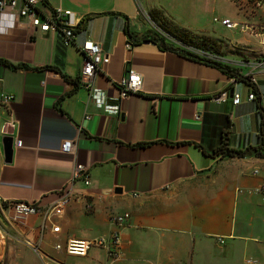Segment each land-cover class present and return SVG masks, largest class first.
<instances>
[{
    "label": "crops",
    "instance_id": "obj_1",
    "mask_svg": "<svg viewBox=\"0 0 264 264\" xmlns=\"http://www.w3.org/2000/svg\"><path fill=\"white\" fill-rule=\"evenodd\" d=\"M55 6L71 10L76 23L85 17L70 44L27 16L11 19L0 11V91L13 94L9 107H0V140L12 137L9 161L0 141V201L36 200L45 207L66 183L75 196L51 218L55 231L41 225L40 214L11 226L0 212V264H249L251 254L264 264V196L254 190L264 181V156L218 150L222 142L231 148L259 142L264 72L255 71L258 94L247 100L249 86L213 65L148 40L126 47L125 29L137 35L148 29L152 9L177 26L215 37L200 12L177 21L190 9L171 0H43L40 9ZM232 9V18L264 26V9L246 16ZM234 32L240 35L231 33V41L264 54V30ZM85 38L108 56L93 81L106 103H117L116 113L94 105L78 83L83 55L77 46ZM129 69L140 74V88L116 99V82ZM231 88L240 94L238 104L212 98ZM64 140L70 151L61 149ZM76 162L86 167V185L71 179ZM122 211L128 217L116 259L100 246L81 256L54 246L106 234L109 214Z\"/></svg>",
    "mask_w": 264,
    "mask_h": 264
},
{
    "label": "built area",
    "instance_id": "obj_2",
    "mask_svg": "<svg viewBox=\"0 0 264 264\" xmlns=\"http://www.w3.org/2000/svg\"><path fill=\"white\" fill-rule=\"evenodd\" d=\"M230 1L235 6L236 11L240 12L242 16L251 14L255 9H264V0ZM42 5L43 0H0V11H6L11 19L17 16H27L33 26L38 27L40 30H56L61 34L62 42L65 45L72 43L76 22L72 16L71 10L55 6L53 8L45 9L42 13L40 9ZM212 19L218 21L224 27L232 28L236 31H249L256 35L264 30V26L257 25L256 28L245 19H235L228 16H212ZM153 29L158 30L157 27ZM128 46H130V43L127 41L126 47ZM182 47L185 50L202 57H216V55L210 52L207 48L192 42H186L182 44ZM77 48L83 55V62L78 74V83L85 88L88 98L94 103V105L101 107L105 111L116 113L118 111L117 103H106L103 92L100 88L94 85L93 81L99 64L107 62V54L101 51L100 46L96 41L89 38L83 39ZM232 63L239 67L244 66L246 71L242 74L247 75L252 82H254L255 71L264 72V56H258L252 59L241 58ZM230 79L233 78L230 77ZM140 84V74L133 69L127 70V72L120 76L116 82V99L126 97L128 94L137 91L140 88ZM248 90L246 99L251 100L255 97V94L251 89ZM226 97H229L231 103L234 105L240 102L239 92L233 89L230 94L228 89H222L212 94V98L217 102L224 101ZM12 100V93L0 91V107H2V109H7ZM11 124L12 121L10 120L8 125ZM1 125L2 123L0 122V128ZM14 144H20V140L16 138ZM70 147L71 144L69 140H64L61 144V149L63 151H70ZM77 178L81 179L82 183L85 185L89 182L86 167L80 162H76L71 170V179ZM70 185L69 183L64 184L60 188L57 198L45 207H40L36 200H1L0 212L2 217L6 223L12 226L20 224L27 214H40L42 220L41 225L44 226L46 222L50 224V229L55 231L58 229V226L52 225L51 218L60 214L64 206L75 196ZM254 190L260 192L264 196V181L260 182ZM108 217L112 222V227L106 234H100L90 238H68L63 244L54 243V246L57 248L62 247L66 253L78 256L84 255L87 249L92 246H100L105 249L107 258L111 260L116 259L119 256L121 242L120 226L123 225L125 219L128 217V212H114L110 213ZM218 241H221V239L219 238ZM27 243L34 248H37V243L33 241H27ZM176 264L182 263L178 262Z\"/></svg>",
    "mask_w": 264,
    "mask_h": 264
},
{
    "label": "trees",
    "instance_id": "obj_3",
    "mask_svg": "<svg viewBox=\"0 0 264 264\" xmlns=\"http://www.w3.org/2000/svg\"><path fill=\"white\" fill-rule=\"evenodd\" d=\"M150 20L156 25L157 29L148 28L139 35L130 31L128 28L125 29V33L127 36V41L130 44L137 43L141 40H148L155 43L160 49L172 50L181 55L187 56L191 59L205 62L207 64L213 65L224 72L226 75L232 77L235 80L244 81L249 88L254 92V94H258V89L255 86L254 82L250 81L247 75H244L240 72L239 68L236 67L229 59H225L223 56V52L231 51L234 54H243L247 53L249 50L243 51L242 47L233 46L230 48L222 42L221 40L218 42L217 38H214L210 35H205L202 33L191 32L185 27L177 26L171 24L168 19L164 17V13L159 9H152L148 13ZM85 17L80 19L76 25L75 30L81 27L84 23ZM161 21L165 23L162 24ZM169 22L171 25L167 24ZM186 42H192L194 44L201 45L204 48H207L210 52L214 53L216 57L207 58L202 57L197 54H194L188 50H185L182 47V44ZM216 43V45H215ZM226 50V51H225ZM230 52V53H231ZM246 58V57H243ZM75 84V82L73 83ZM257 97V95H256ZM258 131L257 137L259 138V142L253 145H246L242 148H231L228 147L225 142L221 143L219 147V151L223 156H244V155H258L264 156V140H263V125H264V114L261 106L258 103Z\"/></svg>",
    "mask_w": 264,
    "mask_h": 264
},
{
    "label": "rangeland",
    "instance_id": "obj_4",
    "mask_svg": "<svg viewBox=\"0 0 264 264\" xmlns=\"http://www.w3.org/2000/svg\"><path fill=\"white\" fill-rule=\"evenodd\" d=\"M175 5H179V3L186 8V10L190 9V11L182 16L177 15V21H180L183 23L184 20H186L188 17L192 16L193 12H200L202 13L204 25L207 28V31H209L211 34H213L215 37L218 39V42L221 40L222 42H225L227 46L230 48H233V46H238L242 47L243 51L249 50L247 53L243 54H234L233 52H223L224 55L230 56L233 59L236 58H243L246 57L245 59H252L254 57L258 56H263L264 54L257 53L255 49L252 46H248L247 44L245 45L244 43H239L236 41H231L228 37L231 33H234L236 36L240 35V33L234 32L236 30L232 28H226L222 24H220L218 21H215L212 19V16H217L220 17L224 12H227L229 15L228 17L232 18L231 12H233V4L230 0H171ZM178 1V2H175ZM200 4L201 6H198V8H193L192 6ZM145 17V16H144ZM147 17V18H146ZM145 19L147 20L149 24V28H156V25L153 23L152 20H150L149 16H146ZM166 19L170 21L171 24L174 25H179L178 23L176 24L171 17H169L167 14L164 15ZM235 18V17H233ZM176 19V17H175ZM166 22V21H165ZM162 24L165 25L163 21H161ZM167 24L171 25L169 22H166ZM198 33V32H197ZM200 33V32H199ZM216 45V43H215ZM234 49V48H233ZM229 52V53H228ZM234 64V63H233ZM243 70V68H241ZM263 91H264V81L262 84ZM252 258H257L256 264L260 262L259 258L253 254L248 255L245 260L249 264H254Z\"/></svg>",
    "mask_w": 264,
    "mask_h": 264
},
{
    "label": "water",
    "instance_id": "obj_5",
    "mask_svg": "<svg viewBox=\"0 0 264 264\" xmlns=\"http://www.w3.org/2000/svg\"><path fill=\"white\" fill-rule=\"evenodd\" d=\"M144 41H147V40H144ZM231 90L232 88L229 89V94ZM0 141H1L3 160L9 161L11 157V152H12V137L10 135H3Z\"/></svg>",
    "mask_w": 264,
    "mask_h": 264
}]
</instances>
